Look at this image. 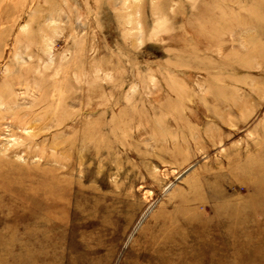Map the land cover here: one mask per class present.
<instances>
[{"label": "rangeland", "instance_id": "rangeland-1", "mask_svg": "<svg viewBox=\"0 0 264 264\" xmlns=\"http://www.w3.org/2000/svg\"><path fill=\"white\" fill-rule=\"evenodd\" d=\"M28 79L0 264H264V0H0L2 100Z\"/></svg>", "mask_w": 264, "mask_h": 264}, {"label": "bare ground", "instance_id": "bare-ground-1", "mask_svg": "<svg viewBox=\"0 0 264 264\" xmlns=\"http://www.w3.org/2000/svg\"><path fill=\"white\" fill-rule=\"evenodd\" d=\"M48 43V42H47ZM44 47V46H43ZM46 48H47V50H49V52L51 51L50 49H52V46H51V44H46V46H45ZM45 49V48H44ZM48 52V51H47ZM51 53V52H50ZM49 54V53H48ZM48 60V59H47ZM47 63V62H46ZM35 73V72H34ZM37 75V74H36ZM53 77V76H52ZM51 78V77H50ZM54 78V77H53ZM40 79V78H39ZM55 79V78H54ZM191 79V78H190ZM202 79V78H201ZM44 81L45 80H41V82H38V83H36V81H32L31 82V80H29L28 79V81H25V82H23L22 84L24 85V87H21V88H17L16 87V89L13 87V89L14 90H12V93L14 94V96H15V99L14 100H12V99H10L9 101H7V102H5V101H3L2 100V98L0 97V110L2 109H8L9 111H13L15 108H17L18 106H20L21 104H33V103H35L38 99H39V93L41 92V94H43L44 92L43 91H45V92H47L46 91V89H44L43 88V86H42V84L41 83H44ZM19 82V81H18ZM18 82H17V84H18ZM56 82V81H55ZM54 82V83H55ZM48 83V82H47ZM16 84V85H17ZM20 84V83H19ZM45 84V83H44ZM53 84V83H52ZM16 85H14V86H16ZM51 85V84H50ZM48 89H50L49 91H54V87H53V85L52 86H50V87H47ZM237 90V89H236ZM71 100V99H70ZM73 101V100H72ZM77 104V103H76ZM75 104V105H76ZM70 105V104H69ZM72 105L73 106H75L74 105V103H72ZM71 105V106H72ZM88 105H89V103H88ZM87 105V106H88ZM261 105V104H260ZM262 105H264V104H262ZM66 106H68V105H66ZM221 106H223V105H221ZM80 107V106H79ZM84 107V106H83ZM86 107V106H85ZM84 107V108H85ZM93 107V106H92ZM68 108V107H67ZM77 108V107H76ZM75 108V110H77ZM65 111H66V108H65ZM70 111V110H69ZM73 111V110H72ZM83 111V110H82ZM257 111V110H256ZM8 112V111H7ZM259 112V111H258ZM11 113V112H10ZM66 113H67V111H66ZM65 113V114H66ZM223 113V112H222ZM64 114V115H65ZM77 114V113H76ZM79 114V113H78ZM57 115H59L58 114V112H57ZM12 116V115H11ZM77 116V115H76ZM90 116V115H89ZM13 117V116H12ZM87 117V116H86ZM64 118H66V117H64ZM71 118V117H70ZM73 118H75V116L73 117ZM88 118V117H87ZM8 119V118H7ZM10 119V118H9ZM17 119V118H16ZM69 119V118H68ZM86 120V119H85ZM52 122L51 123H47V124H45L44 126H45V128H47V129H50V128H52V129H54V127H60V126H62L63 125V120L61 119V117H53V119L51 120ZM76 121V120H75ZM82 121H84L83 119H82ZM34 122V121H33ZM66 122H67V120H66ZM71 122V121H70ZM35 123V122H34ZM72 123V122H71ZM63 127H66V130H69V129H71V128H74L75 127V124L74 123H72L71 125H67V126H63ZM18 128L20 129V130H22L23 132L24 131H26V132H29V130H30V127H29V122H25V121H22V122H20L19 124H18ZM56 129V128H55ZM61 130V129H60ZM61 132V131H60ZM66 133V132H65ZM68 133V132H67ZM67 133H66V135H67ZM54 134V133H53ZM59 134V133H58ZM87 134V133H86ZM63 136V135H62ZM56 137H58V136H56ZM61 137V136H60ZM64 137V136H63ZM9 138V137H8ZM51 138V137H50ZM59 138V137H58ZM221 141V140H220ZM52 142H53V140H52ZM55 142V141H54ZM65 142V141H64ZM218 142V141H217ZM63 143V142H62ZM58 144V143H57ZM218 144H219V142H218ZM63 145V144H62ZM50 148H51V150H54V154H56V152H58V147H56L54 144H52L51 146H50ZM61 148V147H60ZM81 148V147H80ZM88 148V147H87ZM77 150H79V149H77ZM61 151V150H60ZM63 151V150H62ZM86 151V150H85ZM80 153H81V151H79ZM64 153V152H63ZM182 154V153H181ZM61 155H63V154H61ZM185 155V154H184ZM180 157V156H179ZM185 157V156H184ZM53 159H54V157H53ZM180 160V159H179ZM178 160V161H179ZM55 162H58L57 160H55ZM67 162V161H66ZM59 163V162H58ZM65 165H67V164H65ZM81 165V164H80ZM62 167V166H61ZM79 167V166H78ZM155 168V167H154ZM171 169V168H170ZM173 169V168H172ZM164 170H166V169H164ZM169 171V170H168ZM78 172V171H77ZM161 172V171H160ZM165 172V171H164ZM52 174V173H51ZM82 174V173H81ZM166 177V176H165ZM79 178H80V176H79ZM81 180V179H80ZM169 185V184H168ZM171 185V184H170ZM169 185V186H170ZM169 186L168 187H166L165 188V190L164 191H167L168 189H169ZM156 188V187H155ZM161 189H163L162 187H161ZM156 190H158V189H156ZM64 190H63V188L62 187H60L57 183H52L51 185H50V187H49V190H48V192L46 193L47 194V197H48V199H49V206L52 208L53 207V205L54 204H57V199H59L60 197H62L63 195H61V194H59L58 195V192H63ZM163 191V192H164ZM159 192V191H158ZM63 194V193H62ZM196 198V197H195ZM61 210V209H60ZM66 210V209H65ZM58 211V210H57ZM53 212V211H52ZM64 216V215H63ZM65 217V216H64ZM63 217V218H64ZM171 246L169 245V247L168 248H170ZM158 249H161V246H159L158 247Z\"/></svg>", "mask_w": 264, "mask_h": 264}]
</instances>
